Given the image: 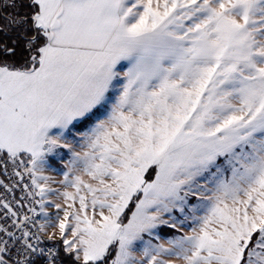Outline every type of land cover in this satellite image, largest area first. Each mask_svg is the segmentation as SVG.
<instances>
[{
    "label": "snow or ice",
    "instance_id": "obj_1",
    "mask_svg": "<svg viewBox=\"0 0 264 264\" xmlns=\"http://www.w3.org/2000/svg\"><path fill=\"white\" fill-rule=\"evenodd\" d=\"M0 264H264V0H0Z\"/></svg>",
    "mask_w": 264,
    "mask_h": 264
}]
</instances>
